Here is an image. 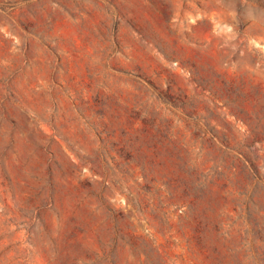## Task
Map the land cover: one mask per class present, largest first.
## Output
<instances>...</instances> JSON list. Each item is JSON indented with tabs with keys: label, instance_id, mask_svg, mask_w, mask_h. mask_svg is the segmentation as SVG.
Returning <instances> with one entry per match:
<instances>
[{
	"label": "rangeland",
	"instance_id": "rangeland-1",
	"mask_svg": "<svg viewBox=\"0 0 264 264\" xmlns=\"http://www.w3.org/2000/svg\"><path fill=\"white\" fill-rule=\"evenodd\" d=\"M0 264H264V0H0Z\"/></svg>",
	"mask_w": 264,
	"mask_h": 264
}]
</instances>
